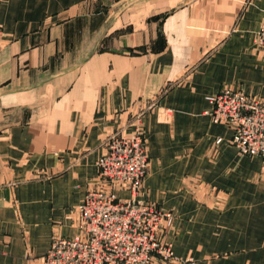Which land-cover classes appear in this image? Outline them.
Masks as SVG:
<instances>
[{"label":"crops","instance_id":"obj_1","mask_svg":"<svg viewBox=\"0 0 264 264\" xmlns=\"http://www.w3.org/2000/svg\"><path fill=\"white\" fill-rule=\"evenodd\" d=\"M263 18L264 0H0V264L77 235L105 139L138 127L174 255L264 264L262 161L206 115L224 88L264 100Z\"/></svg>","mask_w":264,"mask_h":264},{"label":"built area","instance_id":"obj_2","mask_svg":"<svg viewBox=\"0 0 264 264\" xmlns=\"http://www.w3.org/2000/svg\"><path fill=\"white\" fill-rule=\"evenodd\" d=\"M257 35L255 48L264 50V20ZM207 100L212 122L230 128L231 144L241 156L260 158L264 172V103L231 88ZM96 166L100 188L87 191L75 211L79 233L53 237L45 253L32 260L36 264H191L190 259L176 257L163 237L174 223L173 213L140 198L148 168L141 129L109 135Z\"/></svg>","mask_w":264,"mask_h":264},{"label":"rangeland","instance_id":"obj_3","mask_svg":"<svg viewBox=\"0 0 264 264\" xmlns=\"http://www.w3.org/2000/svg\"><path fill=\"white\" fill-rule=\"evenodd\" d=\"M264 20V18L261 20V22H260V24H259V27H258V29H257V31H256V33H255V42H254V48H255V45H256V39H258V35H257V32L259 31V28H260V25H261V23H262V21ZM255 50H258V51H264V50H261V49H258V48H255ZM235 90V89H234ZM222 91V90H221ZM220 91V92H221ZM243 91V90H242ZM219 93V92H218ZM255 97V96H254ZM257 98V97H256ZM258 100H260L262 103H264V100L263 99H260V98H257ZM211 110V109H210ZM210 110L206 113V115L210 118V120H211V117L209 116V112H210ZM212 121V120H211ZM167 210V209H166ZM175 220V219H174ZM173 226V225H172ZM171 226V227H172ZM171 229V228H170ZM169 229H166L165 231H164V233H163V237H164V239H165V234H166V232L168 231ZM165 241H166V239H165ZM178 258H180V259H183V258H181V257H178Z\"/></svg>","mask_w":264,"mask_h":264}]
</instances>
